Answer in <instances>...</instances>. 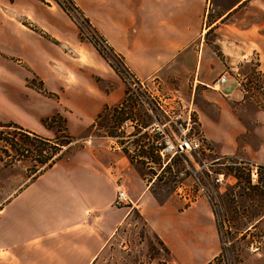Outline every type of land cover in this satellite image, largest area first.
<instances>
[{
    "label": "crops",
    "instance_id": "obj_1",
    "mask_svg": "<svg viewBox=\"0 0 264 264\" xmlns=\"http://www.w3.org/2000/svg\"><path fill=\"white\" fill-rule=\"evenodd\" d=\"M2 1L10 9L0 7V11L16 23L20 44L22 36L25 41L32 38L36 43L38 39L44 45L40 58L49 68L47 75L40 77L45 87L77 94L76 106L84 115V125L77 126L79 133L92 127L87 124L105 106L119 103L124 87L117 74L91 42L79 39L76 24L55 0ZM30 1L41 17L49 19V26L35 19L34 9L17 11L23 2ZM73 2L140 80L179 92L183 101L187 93L193 96L198 87L203 88L202 97L218 113L201 117L202 125L227 127L233 143L229 148L221 146L210 131L205 132L207 138L219 144L222 153L234 154L239 152L237 136L251 129L257 143L252 146L247 141L241 151L264 165V112L256 114L254 125H241L233 106L242 99L239 83L233 76L218 81L226 65L239 62L234 57L237 49L256 50L264 71V0H211L215 13L207 17L206 0ZM23 17L36 21L40 28L33 31L23 25ZM27 43L26 49L33 51L32 41ZM59 53L72 56V61L58 58ZM227 55L234 58L229 60ZM66 69L69 73L77 71L80 77L68 76ZM0 71L6 73L5 68ZM25 78H19L18 88H10L14 103L25 112L34 107L37 111L50 110L38 114L40 125L30 124L25 116L12 120L39 135L46 134L50 128L42 120L55 113L61 115L62 107L51 98L35 96L37 91L24 85ZM110 79L114 88H103L102 82ZM153 181L147 183L127 155L107 144L82 145L0 202V264H95L108 242L125 223L128 225L133 208L167 250V260L162 264H208L221 251L210 203L203 198L187 206L179 199L160 200L150 188ZM118 183L126 189L131 206H113Z\"/></svg>",
    "mask_w": 264,
    "mask_h": 264
},
{
    "label": "rangeland",
    "instance_id": "obj_2",
    "mask_svg": "<svg viewBox=\"0 0 264 264\" xmlns=\"http://www.w3.org/2000/svg\"><path fill=\"white\" fill-rule=\"evenodd\" d=\"M62 1L70 6L67 0ZM32 6V1L29 3L23 2L17 11L34 9ZM0 7L4 9L8 6L0 0ZM8 9L10 8L8 7ZM70 9H72V15L76 16L79 23L77 22L76 24L62 8L76 24L79 39L93 44L91 38H94L108 57L118 63L112 52L103 46L104 43L99 38V33L93 30L95 29L93 24L89 21L91 26H93V29H91L75 8L70 6ZM2 11H0V68H5L6 73L4 75L0 73V124L13 122L17 126H21L17 120H14L16 121L14 122L12 118L22 119L25 116L27 122L37 125L39 123L38 114H45L50 110L40 109L41 111H37V108L34 107V109L30 108L29 112H25L20 109L19 104L14 103V99L9 92L10 88H18V80L19 78L22 79L24 75L26 77L23 80L24 85L37 91V94L34 93L35 96L51 98L52 101L58 102L59 106L62 107L59 108V112L61 117L65 119V126L68 132L77 140L70 143V146L67 144L62 146L60 150L55 149L58 148L54 146L56 145L55 143H62L65 140L66 132H59L64 126L61 119H57L51 125L49 132L41 134L42 137L49 139L46 141L35 140L31 134L25 137L24 132H21L15 124L0 125V137L6 141L5 143L0 140V157H4L6 160V163L0 161V202L10 191L22 186L25 182L38 175L41 170L51 167L53 163H49L52 159H56L57 162L58 159L67 157L84 144L91 145L94 142H102L111 149L120 151L122 154L127 155L129 159H132V163L145 176L147 183L154 179L150 188L160 200L170 197L182 200L183 205L187 206L198 198H203L210 203L215 216L221 251L220 256H215L208 264H264V183L259 182L260 173L258 167L254 171V168L249 165L232 164L234 161L237 162V158L253 161L241 151L247 141L252 146L257 143V139L251 129H247L245 133L243 132V134L238 135L239 137L237 136L236 141L239 152L231 154L225 151L222 153L223 151L221 150L222 148L220 149L219 144L229 148L233 143L232 137L227 134L229 129L227 127L222 129V125H202L201 123V117L204 115L207 118L209 116L215 117L218 113L217 108L204 100L201 94L203 88L198 87L193 96H188L190 94L187 93L184 97L186 101H183V107L179 109L176 105V108L181 111L183 119L190 117L193 120L194 131L196 133L199 132L204 140L207 141L209 153L204 155V157L209 161L216 155L224 156L223 159L208 163L201 168L197 173L199 181L196 182L186 171L184 162V159L188 158L186 155H175L170 159L161 158L154 151L152 145L153 140L158 136L151 133V129L154 127L150 126L146 130L147 132H142L143 128L157 124L166 125L165 129L170 133L175 131L174 123L169 116L172 113L169 112V115L165 114L157 102L169 110L170 107L174 106V101L170 99L171 96L174 94L179 95L180 93L174 90L162 89L160 84L156 82L151 83L140 80L128 68L122 72V76L111 67L117 74L118 81L123 84L124 95L118 104L105 106L99 113V117L97 116L94 121L87 124L92 125V127L90 126L86 131L79 133L77 126L84 125L81 121L84 115L80 113L76 106L77 94L72 95L69 90L62 92L59 88L57 90H49L45 87L40 77V74L44 75L47 67L49 68L44 59L40 58L42 51H44V45L38 39L35 43L31 38L34 46L32 45L33 51L30 52L24 45L29 44L27 42L31 43V41H25L26 38L24 37L23 39L22 36L23 42L21 45L19 41L21 39L16 33L18 30L16 23L7 19V16ZM34 13L36 20L49 26V19L41 17L43 15L38 9L35 8ZM87 19L89 20V18ZM21 22L33 31L40 28L36 21H33V23L25 17L21 19ZM93 46L95 47L94 44ZM236 52L237 54L234 57L238 58L239 62L236 61L234 65H226L224 69L227 78L233 76L243 92L242 99L233 104L235 113L241 121V125L250 126L256 123V114L264 112V71L259 66V53L256 50L237 49ZM226 57L231 60L233 55H227ZM58 58L65 61H72L73 59L72 56H64L60 53ZM68 71V69L65 71L68 76L71 75L76 79L80 77V73L77 71L73 73ZM6 77L8 78L6 79ZM132 81H135V88L138 89L137 91H139L147 107L136 97V93L131 87ZM139 81L144 83V87L140 85ZM48 83L50 82L48 81ZM102 86L103 88L112 89L114 88V82L112 79L106 80L102 82ZM42 99L47 101L45 98ZM117 106H120L119 108H122V110L116 112L115 108ZM126 118L131 119L132 125H134L132 128H128L127 132L126 130H119L121 122ZM206 131L212 132L217 138L216 142L219 144L213 143V139L207 138ZM4 143L5 146H3ZM8 143H16L17 145L12 148ZM38 147L43 150V153H39ZM25 149L30 151L26 152ZM54 152L56 154L44 165L39 163L40 160ZM8 155L10 156L8 157ZM193 162L189 159V166L194 167L192 165ZM256 164L257 166L263 165ZM182 171L186 172V174L178 178V173ZM252 172L255 176L251 175ZM215 173H223V182L221 184L213 183L212 177ZM175 181H181L184 187L182 192L187 194L190 201L183 199L175 191ZM255 184H258V186H254ZM201 187L204 188V191L201 190ZM127 222L128 225L125 223L119 233L108 242L95 264L165 263L167 252L144 223L141 222L136 208L130 211V217ZM121 242H127L130 247L128 251L121 249Z\"/></svg>",
    "mask_w": 264,
    "mask_h": 264
},
{
    "label": "built area",
    "instance_id": "obj_3",
    "mask_svg": "<svg viewBox=\"0 0 264 264\" xmlns=\"http://www.w3.org/2000/svg\"><path fill=\"white\" fill-rule=\"evenodd\" d=\"M212 13H215V8L211 3V0H206V7H205V15L206 17ZM227 76L225 73H222L218 81L219 82H224L226 81ZM154 80V79H153ZM140 85L144 87V83L139 81ZM135 81H132L131 87L136 93V97L143 103V100L141 98V95L138 89L135 88ZM174 101V106L170 107L169 110L167 108L163 107L160 105L158 102V106L162 111H164L165 114L169 115V112L172 114L169 115L171 117V121L174 123V128L175 131L170 133L168 132L165 127L166 125H149L148 127H145L142 129L143 131H146L150 126L154 127L151 129V133H154L157 136L152 142L154 151L161 157V158H167L170 159L175 155H181L184 154L186 155L190 160L194 161L192 165L194 167L189 166V159H184L185 165H186V171L188 174L196 181L198 182L199 179L197 178V173L199 170L203 167H205L208 163H212L215 161H218L220 159H223L224 156H218L216 155L209 161L207 160L204 155L209 153L208 149V143L204 138L200 135L199 132H195L193 125L194 122L193 120L190 119V117L183 119L181 116V111L179 109L183 107V99L179 95H173L171 98ZM177 105V109L176 108ZM147 107V105L145 104ZM134 125H132V120L129 118L124 119L121 122V125L119 126V130H126L128 128H132ZM147 132V131H146ZM149 132V133H150ZM199 161V164H198ZM232 164H237V165H249L254 168V171H256V168L258 167L257 164L253 161H249L245 158H237V162L234 161ZM200 165V166H199ZM185 175L186 172L184 173L179 172L177 177H181V175ZM252 176L254 173L252 172ZM255 176V175H254ZM254 179V177H253ZM213 183L215 184H221L223 182V173H215L214 176L212 177ZM175 191L178 192L179 196L182 197L183 199H186L187 201H190V198L187 197V194L182 192L184 190V187L181 183V181H175ZM201 190L204 191V188L201 187ZM199 192V190H197ZM196 199V197H194ZM132 201L127 193V191L120 185L116 184L115 186V197L113 200V205L115 207L121 208V207H129L131 206ZM120 247L122 250L128 251L129 250V245L127 242H121Z\"/></svg>",
    "mask_w": 264,
    "mask_h": 264
},
{
    "label": "trees",
    "instance_id": "obj_4",
    "mask_svg": "<svg viewBox=\"0 0 264 264\" xmlns=\"http://www.w3.org/2000/svg\"><path fill=\"white\" fill-rule=\"evenodd\" d=\"M68 1V3H70V6L71 7H73V8H75V10H77L80 14H81V16H83L82 17V19L83 20H85L88 24H89V26L91 27V29H93V26H91V23H89V20L83 15V12L78 8V7H76L75 6V4L73 3V0H67ZM56 2L69 14V16L74 20V22L77 24V18H76V16H73L72 15V12H71V10L72 9H70V6L67 4V3H65V2H63L62 0H56ZM78 8V9H77ZM79 23V22H78ZM94 31H96L95 29H93ZM97 32V31H96ZM99 38L102 40V42L104 43L103 44V46L104 47H106L109 51H111L112 52V54H113V56L114 57H116V59H117V61H118V63L120 64H118V63H116L115 61H112L109 57H108V55L106 54V52L104 51V49L102 48V47H100L99 45H98V43L95 41V39L94 38H91L92 39V42H93V44L95 45V47L97 48V51L100 53V55H102V57L106 60V62L117 72V73H119L120 75H122L123 73V71L124 70H127V67L125 66V63H124V61H123V57L120 55V54H118V53H116L109 45H108V43L106 42V40L104 39V37L103 36H101L100 34H99ZM123 76V75H122ZM120 106H117V108H115V111L116 112H118V111H121L122 110V108H119ZM99 115L100 114H98V117H99ZM57 119H61V121L63 120V124H64V126L60 129V131L59 132H66V134H65V140L62 142V143H55L56 145H54V146H56V147H58V148H55V149H58V150H60L61 148H62V146H64V145H69L70 143H73V142H75L77 139L74 137V136H72L68 131H67V128H66V126H65V119L64 118H62L61 117V115L59 114V113H55V114H53V115H51V116H49V117H46V118H44L43 120H42V124L45 126V127H48V128H50V127H52L51 125H53V123L54 122H56V120ZM13 124H15V123H13V122H8V123H3V124H0V125H13ZM16 126H17V124H15ZM93 126H95V125H93ZM18 127V129L19 130H21V132H24V136L26 137L28 134H31L33 137L32 138H35V140H49L48 138H45V137H42L41 135H39V134H37V133H35V132H33V131H30V130H27V129H25V128H23V127H21V126H17ZM0 140H2V142H5L6 143V141L5 140H3L1 137H0ZM5 143H4V145L3 146H5ZM12 148H15V146L17 145L16 143H8ZM26 145H28L27 143H25ZM71 145V144H70ZM69 145V146H70ZM68 147V146H67ZM39 148V147H38ZM26 150V152L27 151H30L29 149H25ZM39 150V153H43V150H41L40 148L38 149ZM6 152V151H5ZM56 153L54 152V153H52V154H50L49 156H47V157H45V158H43L42 160H40L39 161V163L40 164H42V165H44L47 161H49L54 155H55ZM10 155H8V157H9ZM59 160V159H58ZM132 160V159H131ZM0 161H4V163H6V160H5V158L4 157H0ZM10 162V161H9ZM56 162V159L54 160V159H52L51 160V162L49 163V164H54ZM258 168H259V173H260V175H259V182L261 183H264V165H258ZM42 171V170H41ZM249 182V181H248ZM254 186H258V184L256 185H254ZM255 188V187H254ZM158 243L163 247V245H162V243L160 242V241H158ZM164 248V247H163ZM164 250L165 251H167L165 248H164ZM220 254V253H219ZM218 254V256H220ZM217 256V257H218ZM216 257V258H217ZM215 258V259H216Z\"/></svg>",
    "mask_w": 264,
    "mask_h": 264
}]
</instances>
